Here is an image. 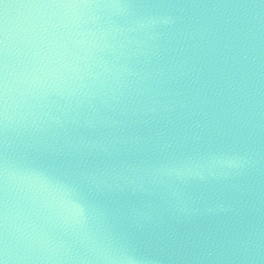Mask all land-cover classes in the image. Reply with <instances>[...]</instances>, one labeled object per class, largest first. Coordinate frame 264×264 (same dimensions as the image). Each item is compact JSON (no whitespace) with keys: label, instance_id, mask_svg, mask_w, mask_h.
Masks as SVG:
<instances>
[{"label":"water","instance_id":"95a60500","mask_svg":"<svg viewBox=\"0 0 264 264\" xmlns=\"http://www.w3.org/2000/svg\"><path fill=\"white\" fill-rule=\"evenodd\" d=\"M24 2H0L8 264H264V0Z\"/></svg>","mask_w":264,"mask_h":264},{"label":"clouds","instance_id":"9594fccd","mask_svg":"<svg viewBox=\"0 0 264 264\" xmlns=\"http://www.w3.org/2000/svg\"><path fill=\"white\" fill-rule=\"evenodd\" d=\"M190 163L195 165L197 168L201 170H207L208 173L211 175L212 174L211 170L218 165L219 166L226 165L229 169H236V170L244 169L248 163V157L243 155H236V154L230 157H223L215 154H209L206 157L198 158L195 160H192L190 158ZM197 174H201V173L198 172ZM201 178L203 179L202 174H201ZM196 211L199 212L200 209H197ZM234 211L239 212V209H236L233 207L232 204L223 201H216L214 203H210L207 206H205L203 209V213L209 216H215L221 213H231Z\"/></svg>","mask_w":264,"mask_h":264},{"label":"snow or ice","instance_id":"6c2138e0","mask_svg":"<svg viewBox=\"0 0 264 264\" xmlns=\"http://www.w3.org/2000/svg\"><path fill=\"white\" fill-rule=\"evenodd\" d=\"M2 2V0H0ZM45 4L48 5H57V6H78L75 3H67L66 0H26V2L18 4V5H8L4 4L3 7L7 9L9 6L12 7H38L43 6ZM5 20L2 25H0V105H2L4 98V91L6 87L5 82V62H4V41L6 38L7 31V21H6V13ZM2 212H0V221H2ZM0 264H8V256H7V238L6 234L3 231V224L0 223Z\"/></svg>","mask_w":264,"mask_h":264}]
</instances>
